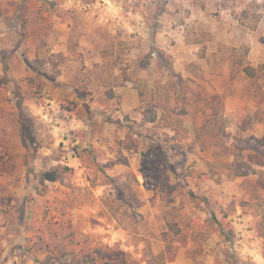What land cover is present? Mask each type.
<instances>
[{
	"label": "rangeland",
	"instance_id": "1",
	"mask_svg": "<svg viewBox=\"0 0 264 264\" xmlns=\"http://www.w3.org/2000/svg\"><path fill=\"white\" fill-rule=\"evenodd\" d=\"M169 209L166 264H264V0H0V264H146Z\"/></svg>",
	"mask_w": 264,
	"mask_h": 264
},
{
	"label": "trees",
	"instance_id": "2",
	"mask_svg": "<svg viewBox=\"0 0 264 264\" xmlns=\"http://www.w3.org/2000/svg\"><path fill=\"white\" fill-rule=\"evenodd\" d=\"M160 58L163 57V54L161 52H158L157 54ZM237 64H241V60L238 59L237 61H234ZM257 68H252L249 65H244L242 67V72L245 74V76L248 79H254L257 78ZM138 98L140 101L145 100V92L142 90L141 86H136ZM109 97L112 96L111 93L108 95ZM17 122L20 127V140L21 144L25 149L26 156L29 158V160H33L35 158V147L32 142V119L30 117H27L23 111L21 110V106L18 102V117ZM157 120V114L154 113V111L150 110V114H146L141 124L146 123H154ZM171 129L172 130H178L180 128V118L178 116H174L172 118L171 122ZM164 155V154H163ZM234 163L230 168L231 175L234 177H242L245 176V172L242 170V166L240 165V162L237 161L238 157H240V152H235L234 155ZM109 202V200H108ZM109 207V206H108ZM163 220L165 223V230L160 233V239L164 243V249L159 252L156 255H150L148 261L146 264H166L170 262L173 258V248H172V241L174 237L178 236L180 234V228L178 227V223L176 220V214L173 210H165ZM86 261H81L76 264H134L131 260L120 262L115 260L114 258H111L110 254H106L107 248H97V247H90L87 245L86 249ZM51 254H54L55 252L53 250L49 251ZM48 252V253H49ZM73 253H64L62 259H66L69 255ZM126 255V254H125ZM124 255V256H125ZM72 264V263H70Z\"/></svg>",
	"mask_w": 264,
	"mask_h": 264
}]
</instances>
